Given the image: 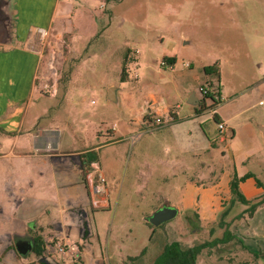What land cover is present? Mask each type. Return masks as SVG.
Wrapping results in <instances>:
<instances>
[{
	"label": "crops",
	"instance_id": "obj_1",
	"mask_svg": "<svg viewBox=\"0 0 264 264\" xmlns=\"http://www.w3.org/2000/svg\"><path fill=\"white\" fill-rule=\"evenodd\" d=\"M21 2L26 7V16L20 12V0H16V45L0 46V258L3 264H86L91 258L85 249L86 238L94 236L99 226H107L108 222L113 231L107 240L108 248L120 260L119 264H127L144 249L145 255L134 262L154 264L166 245L173 242L182 245L180 240H185L187 230L184 224L180 229L175 226L163 230L169 236L176 229L182 239L161 244L155 238L156 228L149 226L147 244L138 247L134 232L141 228L140 221L146 223L144 218L157 206L167 201L179 209L182 217L196 216L202 234H214L217 239L225 231L219 222L234 198L231 183L235 176L245 178L239 182V189L248 201L256 203L263 199L264 187L258 184L264 185V136L260 131L264 126L263 63L254 61L246 66L249 83L235 93L222 85L220 61L214 64L218 72L212 74L205 72L211 65L188 62L194 68L191 72L201 71L196 78L201 82L200 88L207 89L220 77L215 100L199 99L192 84L178 80L173 83L177 95L173 94L166 105H160L153 95L143 96L142 87H117L116 105L127 113L109 139L97 135L92 144L59 155L53 153L59 131L46 130L40 125L27 126L23 118L22 105L34 95L41 58L38 52L17 46L19 24H40V15L45 14L43 24L52 25L59 16L62 0ZM60 18L58 22L62 21ZM174 59V68L170 69L173 71L177 65ZM124 63L118 62V66L123 67ZM184 64L187 63L183 67ZM128 80L129 73L123 83ZM225 93L229 94L228 98ZM193 94L196 99H191ZM157 118L166 126L150 132ZM220 123L226 130H220ZM131 139L133 142L129 144ZM125 147L133 153V160L127 165ZM91 153L96 154L95 161ZM56 158L64 161L57 162ZM100 177L106 182L101 183ZM126 182L128 188L124 187ZM94 187L99 188V193H93ZM250 206L236 203L231 208L226 222L235 239L215 247L228 249L226 256L217 257L214 248H210L203 251L197 264L227 261L229 255L237 257L238 264H264V203L251 217L245 213ZM241 214L244 217L236 219ZM116 219H119L117 224ZM73 231L80 233L84 249L70 243ZM60 235L66 237L58 239ZM19 237L41 246L42 254L32 252L34 259L20 256L14 245ZM60 244L69 249L61 261L56 257Z\"/></svg>",
	"mask_w": 264,
	"mask_h": 264
},
{
	"label": "rangeland",
	"instance_id": "obj_2",
	"mask_svg": "<svg viewBox=\"0 0 264 264\" xmlns=\"http://www.w3.org/2000/svg\"><path fill=\"white\" fill-rule=\"evenodd\" d=\"M21 1L20 12L26 16ZM61 4L52 25L43 24L42 14L40 24L18 26L17 47L36 51L41 58L34 95L22 105V115L27 126L59 131L53 153L65 155L82 149L92 144L97 135L107 139L114 127L125 120L127 111L108 103L111 87L139 86L143 96L153 95L160 105H166L173 94L177 95L173 85L176 80L192 84L198 98H206L200 90L201 82L196 80L201 71L191 72L194 68L183 67V63L213 66L220 61L222 85L235 93L247 87L244 69L254 61L263 63L264 77V0H62ZM186 41L190 44L185 46ZM168 57L177 59L174 71L161 65ZM125 61L129 80L123 83V67L118 62ZM219 78L207 87L213 95L217 93ZM132 142L131 139L129 144ZM125 149L127 165L133 160V153L129 147ZM124 187H129L127 182ZM136 220L139 222V218ZM139 224L141 228L134 235L138 247H143L150 227L142 221ZM183 224L187 228L185 240L178 237L176 229L169 236L163 231L175 226L180 229ZM111 228V222L100 225L98 233L86 238L85 249L91 256L86 264H119L108 248ZM63 236L66 237L60 235L58 239ZM156 237L161 244L180 238L185 248L216 238L214 234H202L196 216L187 218L180 214L157 227ZM69 241L84 249L79 232L73 231ZM226 250L221 246L214 248L213 253L224 257ZM27 256L34 259L35 255ZM56 257L63 260L57 248ZM236 258L229 255L227 261L208 264H238ZM127 264L137 262L129 259Z\"/></svg>",
	"mask_w": 264,
	"mask_h": 264
},
{
	"label": "trees",
	"instance_id": "obj_3",
	"mask_svg": "<svg viewBox=\"0 0 264 264\" xmlns=\"http://www.w3.org/2000/svg\"><path fill=\"white\" fill-rule=\"evenodd\" d=\"M170 61L175 63V59L174 58H167ZM126 61L123 65V72H122V77H121V81L125 82L126 81V77L128 75L127 73V68H126ZM205 72L207 74H212L214 72H218V66L217 65H213V66H209L205 68ZM208 97H211L213 100H215V95H210ZM91 158L95 161L97 159V156L95 153H91L90 154ZM245 178H241L239 179L237 176L234 177V179L232 180L231 183V190H232V194L234 196V198L231 201V205L230 207L222 214L221 218H220V222L219 225L220 227L224 228V234L222 238H217L212 240L211 242H204L202 244L199 245H195L192 246L190 248L184 249L181 245V243L179 242H173L171 244L166 245V247L164 248L163 253L156 259V261L154 262V264H197L198 262V258L200 257V255L203 253L204 250L209 249V248H215L218 247L219 245H226L232 241H234L235 237L233 236V234L231 233L229 227L230 224L226 222V219L231 211V208L236 204H243V205H251L250 208L248 209L247 212L245 213H249V216H253L254 212L256 211V209L262 204L264 203V197L262 200L253 203L248 201L244 195L241 193L240 189H239V182L241 180H244ZM259 186H263L261 184V182H258ZM245 214H241L239 216L236 217V219H241L242 217H244ZM151 228L155 229V227L151 226L150 224H148ZM43 249L41 248V246L35 245L34 246V251L36 254L41 255L42 254ZM146 253V249H144L141 253L140 256L135 257V258H130V260L132 261H137L139 260L142 256H144ZM0 264H3V259L0 258Z\"/></svg>",
	"mask_w": 264,
	"mask_h": 264
},
{
	"label": "water",
	"instance_id": "obj_4",
	"mask_svg": "<svg viewBox=\"0 0 264 264\" xmlns=\"http://www.w3.org/2000/svg\"><path fill=\"white\" fill-rule=\"evenodd\" d=\"M17 20L16 0H0V46L12 47L16 45ZM191 99H196V95L193 94ZM108 101L114 104L118 103L115 87L110 88ZM260 131L264 136V126L260 127ZM178 214L179 209L166 201L145 217L144 221L157 228L174 220ZM14 245L20 256H26L34 251V242L29 238L19 237L15 240Z\"/></svg>",
	"mask_w": 264,
	"mask_h": 264
},
{
	"label": "built area",
	"instance_id": "obj_5",
	"mask_svg": "<svg viewBox=\"0 0 264 264\" xmlns=\"http://www.w3.org/2000/svg\"><path fill=\"white\" fill-rule=\"evenodd\" d=\"M161 65L163 67H167L169 69H173L174 68V65L175 63L170 61L169 59H165L161 62ZM185 67H190V64L187 63V64H184ZM201 92L203 93L204 97H208L210 96V92L204 87L202 86L200 88ZM166 126V123L161 119V118H157L151 128L149 129L150 132H153V131H157V130H160L162 128H164ZM219 128L221 131H224L226 130V126L223 124V123H220L219 124ZM94 168H97V166L95 164H93ZM100 182L101 183H105L106 180L105 178L103 177H100ZM93 193H99V188L98 187H94L93 188ZM57 250H58V253L62 254L63 256L67 255L68 254V246L64 245V244H60L58 247H57Z\"/></svg>",
	"mask_w": 264,
	"mask_h": 264
},
{
	"label": "flooded vegetation",
	"instance_id": "obj_6",
	"mask_svg": "<svg viewBox=\"0 0 264 264\" xmlns=\"http://www.w3.org/2000/svg\"><path fill=\"white\" fill-rule=\"evenodd\" d=\"M35 246V245H34Z\"/></svg>",
	"mask_w": 264,
	"mask_h": 264
}]
</instances>
